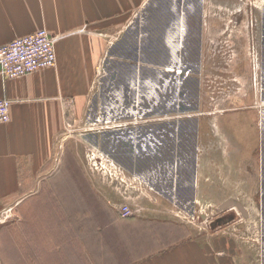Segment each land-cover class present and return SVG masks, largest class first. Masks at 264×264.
I'll list each match as a JSON object with an SVG mask.
<instances>
[{
	"label": "rangeland",
	"instance_id": "obj_1",
	"mask_svg": "<svg viewBox=\"0 0 264 264\" xmlns=\"http://www.w3.org/2000/svg\"><path fill=\"white\" fill-rule=\"evenodd\" d=\"M178 4L188 16L185 15V19H188L184 26L186 30L180 26L182 20L177 19L178 12L174 8H178ZM251 10L254 12L251 13ZM116 18L120 19L119 26L113 36L107 38L109 42L105 43L107 48L103 62L93 82L91 107L81 125L83 135L69 137V131L64 130L57 140L56 155L50 164L53 167L51 173L40 178L37 175L29 178L34 184L49 181L48 188H61L64 185L73 190L77 187L87 189L83 194L87 193L91 200L85 202L84 197L71 198L64 191H39L36 188L25 194L22 206L19 207L18 202L14 201L6 208L1 207L0 264H70L64 254H54L52 257L46 253L39 255L38 251H47L48 245L49 250L54 247V239H51L53 235L56 237L55 245L63 246L62 233L67 224L63 221L70 218L69 214L71 220L87 215L84 207L92 203L100 207L102 201L99 202L98 197L104 200L101 208L104 218L113 214L110 206L116 209L115 205L119 202L132 205L135 198L167 202L173 216L190 224L199 236H205L204 230L195 224L201 213H194L196 220L188 222L187 218L176 214L179 207L173 204L177 197L181 199L177 195L181 179L186 176L190 183L194 177L191 163H188L191 158L186 159L179 152L185 154L188 141L185 139L182 146L178 142V134L184 126L182 132L190 135L192 126L199 118L214 121L216 125L220 121L223 128L234 125L233 131L228 129L227 133H235L240 138L226 142L223 136L220 138L221 133H216L214 152L209 158L202 157L203 161L200 160L198 191L201 203L197 204V209L210 214L211 209L208 210L207 206L213 202L219 205L234 194L241 198L240 201L244 202L253 218L258 217L259 207L253 200L259 197L262 165L257 147L261 145L264 150V129L263 140L258 141V132L251 125L256 119L264 121V99L261 84L258 90L252 85L251 64L255 65L258 54L255 52L257 44L251 25L253 20L258 24L263 20L264 0H136L133 7L121 11ZM107 21H111V18ZM194 28L196 32H193ZM96 32L100 37L112 33L105 30ZM186 32L189 36L188 42L184 44ZM225 39L227 45L224 44ZM171 40L181 42L187 52H191L193 45H198V54L209 56L206 62L213 56L218 44L227 57L220 62H217L218 57H214L212 67L201 60L199 64H205V70L194 71L192 64L197 62L186 55L183 65L190 66L191 71H187L183 78L179 75L181 49L173 57ZM227 67L232 71L226 72ZM166 68L172 71H166ZM178 89L185 93L184 110L178 106ZM193 95L196 99L199 96L198 102L201 103H211L212 97L216 98L218 111L196 117L187 109L188 104L197 101ZM144 102L147 103L145 107ZM132 103L152 111L150 123L145 122L144 109L137 106L132 110L129 108ZM255 103L260 104V107L243 109ZM226 108L238 109L224 112ZM181 123L182 126H179ZM92 124L96 134H92L89 129L93 128ZM84 127L88 130L85 131ZM95 140H98V144ZM105 155L109 158L103 159ZM240 161L244 162L241 169L237 165ZM235 165L239 172H235ZM119 168L123 173L116 171ZM213 180L214 183L211 182ZM239 180L244 182L235 188V181ZM209 182L210 186L214 185V193L208 189ZM101 185L105 187L104 195L98 192ZM186 185L189 186L188 182L184 183ZM166 189L167 193L164 194ZM196 190L187 192L188 199L195 196ZM37 193L41 194L37 197ZM194 199L185 209L184 215L193 209ZM249 225L254 227L255 222ZM42 229L44 233L40 236L43 238L38 240V232ZM48 230L50 238L46 234ZM263 255V249L248 252L249 261L256 264H264ZM73 264L92 263L88 258L80 263L78 257Z\"/></svg>",
	"mask_w": 264,
	"mask_h": 264
},
{
	"label": "crops",
	"instance_id": "obj_2",
	"mask_svg": "<svg viewBox=\"0 0 264 264\" xmlns=\"http://www.w3.org/2000/svg\"><path fill=\"white\" fill-rule=\"evenodd\" d=\"M135 3L0 0V46L46 28L55 38L58 56L56 67L21 78L11 79L0 71V98L12 101L10 122L0 124V208L14 201L22 206L25 194L36 188L91 200L87 189L73 190L64 185L48 188L49 181L34 184L29 178L51 173L57 140L64 130L69 131V137L83 135L81 125L91 107L93 82L103 62L105 43L119 26L120 19L115 17ZM103 30L112 33L98 36L96 31ZM89 129L97 133L96 128ZM207 185L214 193V185ZM104 190L101 185L98 192L104 195ZM98 199L102 201L100 207L92 203L84 207L87 215L71 220L69 214L70 218L63 221L67 223L63 246L55 245L53 235L54 247L49 250L48 245L47 251L40 249L38 254H64L70 264L78 257L80 263L88 258L92 264H256L249 261L248 252L253 250L248 246L223 234L206 232L199 236L190 224L171 214L167 202L135 198L131 203L138 205L139 212L122 219L110 205L113 214L104 218V200ZM38 233V240H42L44 230ZM46 234L50 238L49 230Z\"/></svg>",
	"mask_w": 264,
	"mask_h": 264
},
{
	"label": "flooded vegetation",
	"instance_id": "obj_3",
	"mask_svg": "<svg viewBox=\"0 0 264 264\" xmlns=\"http://www.w3.org/2000/svg\"><path fill=\"white\" fill-rule=\"evenodd\" d=\"M181 9H183V7H181ZM253 12L254 11L251 10V13H253ZM251 26H252L251 31L255 35L254 39H255L256 44H257L256 48L255 47L254 48H255V52L258 54V56L255 55L256 56L255 65L252 66V64H251L252 85H253L255 90H258V86H259V84H261V94H262V99H264V18L259 24L253 20ZM196 31H197L196 28H194L193 32H196ZM245 36L246 35H244V37ZM209 40L212 41L213 44L215 43L213 39H209ZM226 41H227V39H225L224 44L227 45L228 42H226ZM221 43H222V41H221ZM216 48H217V50L214 51L213 56H211L207 62H206V60H207L206 58H208L209 56H203V55L198 54V49L200 50V47L198 45H196V46L193 45L191 52L189 50H188L189 52H187V50H185L186 47L182 48V50L180 52L181 55L179 54V57L182 58L181 71L179 73L180 77L184 78L185 73L191 69L190 66H184L183 65V59H185L186 55H188V57L190 56L192 58V60H195V63L196 62L198 63V64L196 63L195 65L192 64V70H194V71H198L199 69L202 71L205 70L206 65L203 64L201 66L199 64V61H201V60H205L206 63H210V66L212 67L211 63H212V60L214 57H218L217 62H220V60L223 58L226 59L227 55L221 49V45L218 44ZM217 62H216V64H218ZM228 64L230 67V63H228ZM208 67H209V64H208ZM216 68L221 70V67H219V66H216ZM228 70H230V69L227 67L225 69V71L227 72ZM230 71H232V70H230ZM227 79H230V78H227ZM224 80H226V78ZM213 82H216V81H213ZM184 94H185L184 91L178 89V98H179L178 106L182 110H184V108H185V104H184L185 102L183 101ZM193 98H195L194 95H193ZM212 99H213V102H211V103H201V102H198L199 96H197V99L196 98L194 99L197 101L188 104L189 107H187V109L189 111L193 112V114L196 117L197 116L200 117L201 115H204V116L212 115L213 113L215 114L218 111L217 107L219 104L216 103V100H217L216 98L212 97ZM134 103H135V101H134ZM134 103H132L129 108L133 109L134 106H137L138 108L144 109V115L143 116H145L147 118L145 120V122L150 123L151 122L150 117L152 115V111L151 110L147 111L145 108H143V106L139 105L138 103H137L138 105H136ZM143 105L145 107L147 105V103L144 102ZM148 105L151 106L150 103H148ZM188 105H186V106H188ZM258 107H260V104L255 103V104H252L250 106H245L243 109H253V108H258ZM237 109L238 108H234V109H227L226 108L224 110V112L228 111V110L236 111ZM206 110H211V111L213 110V111L211 113L203 112ZM163 113L166 116V112L164 110H163ZM165 119L167 120L166 117H165ZM190 122H192V120H190ZM166 123H167V121L165 122V130L167 128ZM216 123H217V125L215 124L214 121L209 122L208 119L204 120L202 118H199L196 120L195 126H192L193 128L190 130L191 131L190 135H188V134L186 135L182 132L184 130V126L182 128H180L181 133L178 134L180 136V140H178V142H180L182 144V146H184V141L186 139L188 141V145H186L185 154L184 153L182 154L181 151H179V152H180L182 157H184L186 159L191 158V161H188V163H191V167L193 168V173H191V174H193L194 177L191 179L190 183H189L190 179H186V176L184 178L185 180L181 179V181H182L181 187L178 186V190H177V195L181 198V199H179L177 197L178 203L182 207V209H187L188 206H190L192 204V200L195 197L194 203L192 206V208H193L192 211L196 214L199 212L201 213L197 216L198 220L196 222V225L198 227H200L201 229H203L204 233L208 232V233H211L212 235L213 234H217V235L223 234L232 240L241 242V243H243V245L245 244L244 246H246V247L248 246V250H250V251L251 250L258 251L260 249H263V252H264V150L261 147V145H260L261 150H259V148H260L259 146L257 147V149H258L257 154L261 160V165H262L261 166L262 172H261V176H260L261 177L260 178V190L258 191L259 197L253 200V202L257 204L256 206L259 207L257 218L252 217L251 212H249L250 210L247 208V206L244 205V202L240 201L241 198L236 197L234 194L231 195L230 197L225 198V200L222 201L219 205H216L215 202H213L210 204V206H207L208 210L211 209L210 214L207 213V211L205 213L204 211L202 212L201 210L197 209V204L199 205L201 203V201H200L201 199H199L200 195H199L198 190L195 191V196H193V198L188 199L187 192H189V188L191 190L199 188V178H198V175H199L198 172L200 170L199 160L203 159L202 157L209 158L212 155V152H214L216 133L218 132L217 133L218 135H219V133H221L219 135L220 138L223 136V138L226 140V142H230L232 139L236 140V139L240 138V136H237L235 133L233 135H229L227 133L228 129L233 131L232 127H234V125H231V126L227 125L225 128H223L222 125L220 124V121H218ZM263 124H264L263 119H261V120L256 119V120H254V123L251 125L253 127L252 129L256 130L258 132V141L263 140V129H264ZM209 125L210 126L212 125L215 127L211 128V127H209ZM179 126H182V123L179 124ZM210 131H211V133H210ZM261 142H263V141H261ZM262 146H264L263 143H262ZM195 158H197V161H195ZM242 163H244V162L240 161L237 164V165H240V169L242 167L241 165H243ZM237 165H235V172H239V170L236 171ZM180 173H181V170H180ZM161 176H162V174H161ZM187 176H188V178L191 177V175H187ZM209 179L212 180V177L211 178L209 177ZM184 181H186V182H184ZM187 182H188L189 186L188 185L184 186V183H187ZM211 182L214 183V180ZM211 182H209V184ZM235 182L237 184V186L235 188H237L240 185L242 186V183L244 181L239 180V181H235ZM232 185L234 186L235 183ZM176 187H177V185H176ZM185 201H186V203H184ZM252 221L255 222L254 227H252V225L250 227V225H249V223H251ZM259 237H260L261 242L259 240ZM262 258H264V255L262 256ZM262 260H264V259H262Z\"/></svg>",
	"mask_w": 264,
	"mask_h": 264
},
{
	"label": "built area",
	"instance_id": "obj_4",
	"mask_svg": "<svg viewBox=\"0 0 264 264\" xmlns=\"http://www.w3.org/2000/svg\"><path fill=\"white\" fill-rule=\"evenodd\" d=\"M57 58L55 38L46 28L18 37L0 46L1 71L11 79L21 78L47 68H54L57 66ZM166 71L172 70L166 68ZM11 108L12 101L10 99L0 98V124L10 122ZM92 127L94 128L95 126ZM100 158L102 159V157ZM118 170L119 173H123L121 168L116 171ZM115 173L117 174L118 172ZM110 174L112 175L111 172ZM163 193H167V189ZM173 204L179 207L176 214L180 217L183 219L187 218L188 222L196 220V216L192 210H189L187 215H184L185 209H182L177 199ZM115 208L122 218L133 217L139 212L138 205H131L128 202H120L118 205H115Z\"/></svg>",
	"mask_w": 264,
	"mask_h": 264
},
{
	"label": "bare ground",
	"instance_id": "obj_5",
	"mask_svg": "<svg viewBox=\"0 0 264 264\" xmlns=\"http://www.w3.org/2000/svg\"><path fill=\"white\" fill-rule=\"evenodd\" d=\"M174 9H177V14H178V16H177V19H181L182 20V24L180 25L181 27H183L184 28V30H186L185 29V27L184 26H186L185 25V22H188V19H185V15H186V17L188 18V16H187V14L185 13V11L183 10V9H181L180 8V5L178 4V8L177 7H175ZM180 11V12H179ZM188 28H189V26H188ZM187 31H188V29H187ZM189 32V31H188ZM188 33L186 32V36H185V38H184V42H182V43H186V42H188ZM169 39V38H168ZM170 43H172V56L173 57H176L177 56V54H178V52H179V50L181 49L182 50V48L184 47L183 46V44L181 43V42H176L175 40L173 41V40H171L170 41ZM175 59V58H174ZM262 68V67H261ZM261 70V69H260ZM101 155H103V154H101ZM103 158V157H102ZM107 158H109L108 156H106L105 155V158H103V159H107Z\"/></svg>",
	"mask_w": 264,
	"mask_h": 264
},
{
	"label": "water",
	"instance_id": "obj_6",
	"mask_svg": "<svg viewBox=\"0 0 264 264\" xmlns=\"http://www.w3.org/2000/svg\"><path fill=\"white\" fill-rule=\"evenodd\" d=\"M2 69H1V66H0V71H1Z\"/></svg>",
	"mask_w": 264,
	"mask_h": 264
}]
</instances>
